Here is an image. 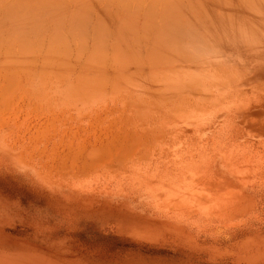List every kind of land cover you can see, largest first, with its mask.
<instances>
[{
  "label": "rangeland",
  "instance_id": "obj_1",
  "mask_svg": "<svg viewBox=\"0 0 264 264\" xmlns=\"http://www.w3.org/2000/svg\"><path fill=\"white\" fill-rule=\"evenodd\" d=\"M0 264H264V0H0Z\"/></svg>",
  "mask_w": 264,
  "mask_h": 264
}]
</instances>
